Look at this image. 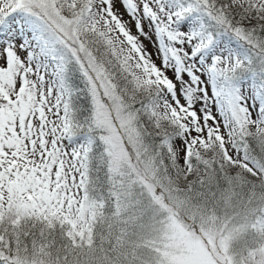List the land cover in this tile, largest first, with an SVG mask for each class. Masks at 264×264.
Segmentation results:
<instances>
[{"label":"snow or ice","instance_id":"6c2138e0","mask_svg":"<svg viewBox=\"0 0 264 264\" xmlns=\"http://www.w3.org/2000/svg\"><path fill=\"white\" fill-rule=\"evenodd\" d=\"M0 264H264V0H0Z\"/></svg>","mask_w":264,"mask_h":264}]
</instances>
